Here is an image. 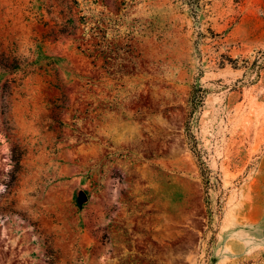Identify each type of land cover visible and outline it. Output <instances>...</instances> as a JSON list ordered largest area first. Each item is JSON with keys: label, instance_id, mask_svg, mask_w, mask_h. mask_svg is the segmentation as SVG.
Wrapping results in <instances>:
<instances>
[{"label": "rangeland", "instance_id": "374dc122", "mask_svg": "<svg viewBox=\"0 0 264 264\" xmlns=\"http://www.w3.org/2000/svg\"><path fill=\"white\" fill-rule=\"evenodd\" d=\"M16 58L0 264H264V0H0Z\"/></svg>", "mask_w": 264, "mask_h": 264}, {"label": "trees", "instance_id": "16d2710c", "mask_svg": "<svg viewBox=\"0 0 264 264\" xmlns=\"http://www.w3.org/2000/svg\"><path fill=\"white\" fill-rule=\"evenodd\" d=\"M8 60H9V59H6V61H4V60L0 59L1 64H2L7 70H15V69H18V68L21 67L18 58H16V59L14 60L15 62L18 63V65H12V63H8ZM203 94H204V89H203L202 87H200V88L198 89L197 93H195V97H196V98L199 97L198 100H199V99L203 100V98H204V95H203Z\"/></svg>", "mask_w": 264, "mask_h": 264}]
</instances>
